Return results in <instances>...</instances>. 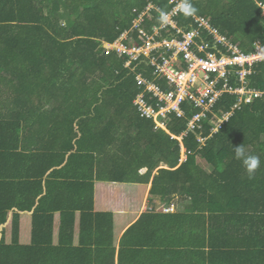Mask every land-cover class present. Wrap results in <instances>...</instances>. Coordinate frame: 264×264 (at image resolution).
<instances>
[{"label":"trees","instance_id":"obj_1","mask_svg":"<svg viewBox=\"0 0 264 264\" xmlns=\"http://www.w3.org/2000/svg\"><path fill=\"white\" fill-rule=\"evenodd\" d=\"M150 1L160 12L173 6L170 0ZM191 3L195 15L208 18L241 51H252L255 42L264 46V0ZM146 4L145 0H0V88L13 93L11 114L0 113V121H8L3 123V135L8 132L6 140L11 142L2 145L5 154L12 149L22 152L27 168L37 175L54 167L48 175L67 181L48 178L46 190L66 186L74 195L82 194L74 191L77 183L89 182L91 189L84 162L93 172L94 165L103 161L95 177L107 198L101 211L79 214L74 242L71 210L78 207H72L73 198L60 209H48L63 214L56 244L50 237L40 239L41 215L31 219L30 239L20 234L16 217L11 234L0 236V264H264V100L253 99L232 109L235 96L224 93L202 128L178 139L171 135L181 134L196 111L183 103L184 115L171 118L169 132L155 129L132 100L140 90L136 73L150 76L149 56L158 58L163 48L125 66L126 55L105 54L101 46L124 31L129 34L124 40L127 46L142 44L145 37L132 23ZM142 18L147 33L160 23L155 9ZM175 19L184 30L192 27L183 12ZM159 36L171 33L161 31ZM246 80L248 87L264 90V60L252 64ZM156 82L164 86L161 79ZM226 112H231L228 119L212 131V121ZM55 134L61 139L58 146ZM240 144L261 161L251 178L234 156L233 147ZM5 154L0 151V158ZM149 182L150 195L167 200L178 195L190 203L183 211L165 212L162 207L142 212L119 237L139 210ZM121 195H126V204L113 211ZM90 200L91 206L93 197ZM6 217V211H0L1 227ZM47 218L51 225L53 215Z\"/></svg>","mask_w":264,"mask_h":264},{"label":"built area","instance_id":"obj_2","mask_svg":"<svg viewBox=\"0 0 264 264\" xmlns=\"http://www.w3.org/2000/svg\"><path fill=\"white\" fill-rule=\"evenodd\" d=\"M145 1V9L132 23V28L145 37L144 42L127 46L124 40L129 38V34L124 31L112 43L102 42L101 46L105 54L115 51L119 56L126 55L125 66L140 55L148 56L156 48H163L158 58L149 56V64L153 67L150 76L136 73L135 83L140 90L132 100L135 109L145 118L151 119L155 129L169 132L167 124L171 118L184 115L181 107L183 103L196 111L188 119L186 129L181 134L171 135L178 139L188 131L202 128L207 113L224 93L235 96L232 109L253 99L264 100V90L248 87L246 80L252 64L264 60L263 45L255 42L252 51L243 52L204 16L187 15L192 27L184 30L175 19L182 12L183 1L170 0L173 6L166 12H160L150 0ZM262 8L264 10V4ZM151 9L158 11L160 23L152 25L151 32L147 33L140 23L143 15ZM161 31L171 33V36L160 37ZM157 78L164 82V86L156 82ZM230 114L223 113L212 121V131H216ZM197 140L203 142L204 138L198 137ZM163 211H174V204L163 206Z\"/></svg>","mask_w":264,"mask_h":264},{"label":"crops","instance_id":"obj_3","mask_svg":"<svg viewBox=\"0 0 264 264\" xmlns=\"http://www.w3.org/2000/svg\"><path fill=\"white\" fill-rule=\"evenodd\" d=\"M12 97L13 93L11 89H8L6 87L0 88V113L2 116L8 117L11 114L10 109L13 107ZM6 122L8 121H0V136H3L2 138H0V151L2 154H5L7 149L2 147V145H11V142L6 140L9 133L7 132L5 133V135H3L2 126L3 123L5 124ZM13 122L16 123V121ZM56 136L57 134H55V137ZM59 144H61V139L59 138V136H57L54 139V145L58 146ZM14 150L15 149H12L8 151L7 154H5L6 156L12 154L7 158H5V155L0 158V211L5 210L7 214L2 227L0 226V236H2V234L4 233V237L7 238L11 234L9 227L10 225H12L14 219L16 220V217H18L16 222H18L19 224L20 234H22V236H25V239H30L31 219L35 215H41V230L39 233L41 237L40 239L49 240L50 237L52 243L56 244L61 236L60 218L63 214L59 210L53 209L49 211L48 209H50L49 207L60 209L66 204H71L73 198L74 201L73 204H71L72 207L74 209L75 206L78 207L75 210H71V213L75 214L72 236L74 242V240H76L77 238L76 232L79 227V214H82L80 216L85 217L91 212L94 213L96 211H101V207H103L107 203L106 194L103 190L104 188L101 186L102 184H100L101 181L97 177H95L99 169L103 168V161H101L102 163L97 162V164L94 165L93 172H91V169L88 170V162H84L86 163V168L83 171L86 173L85 175L89 178V181H91V189H89V182L86 184L77 183L74 191H76V193L82 191V194L77 193V195H74L72 189L69 188L70 186H67L69 189H67L66 186L65 188L55 186L53 188H49V190L53 193L49 195L47 194L49 190H46L44 180L53 178L55 181L66 182L67 178L56 177L55 179V177H51V175H48V173L54 167L47 170L44 176L37 175L35 169L27 168V164H29L28 161L19 155L22 152L14 153ZM68 154L69 152H66L64 156H67ZM198 162L204 166V163L201 162V160H198ZM63 164L64 163L62 162L57 168H59ZM159 167L167 168L163 164L159 165ZM91 174H93V177H91ZM100 174V177L104 175V173ZM149 187L150 182L146 186L140 208L138 211H136L134 219L129 220L125 224L124 228L122 227L119 232V237L128 227L133 224L134 221H136V219L142 212L151 209H160L163 206L168 205L169 203H174V211H183L184 207L190 203L189 198H184L183 196L172 195L171 198L167 200L159 195H150ZM61 192L63 194H60ZM90 197H93V203L91 206ZM178 198L179 200H177ZM116 201H118V203L117 205L113 204L115 206L112 208L113 211L115 210V208H119L120 206L126 204V195L117 197ZM47 214L53 215L51 225H49L48 218L44 219V216ZM117 247L118 245L116 246L115 263L117 262Z\"/></svg>","mask_w":264,"mask_h":264},{"label":"clouds","instance_id":"obj_4","mask_svg":"<svg viewBox=\"0 0 264 264\" xmlns=\"http://www.w3.org/2000/svg\"><path fill=\"white\" fill-rule=\"evenodd\" d=\"M196 11L197 9L192 5L191 0H183L182 12L185 15H193L196 13ZM233 151L235 159L239 160L242 163L249 178L253 177L256 170L261 165L259 156L246 152L245 148L241 144L233 147Z\"/></svg>","mask_w":264,"mask_h":264},{"label":"rangeland","instance_id":"obj_5","mask_svg":"<svg viewBox=\"0 0 264 264\" xmlns=\"http://www.w3.org/2000/svg\"><path fill=\"white\" fill-rule=\"evenodd\" d=\"M182 156H183V155H182ZM183 157H184V156H183ZM183 157H182V158H183ZM177 200H179V198H178ZM173 204H174V203H173ZM174 206H175V205H174Z\"/></svg>","mask_w":264,"mask_h":264}]
</instances>
